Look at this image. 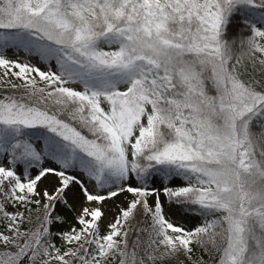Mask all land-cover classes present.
Segmentation results:
<instances>
[{"label":"snow or ice","instance_id":"snow-or-ice-1","mask_svg":"<svg viewBox=\"0 0 264 264\" xmlns=\"http://www.w3.org/2000/svg\"><path fill=\"white\" fill-rule=\"evenodd\" d=\"M0 264H264V0H0Z\"/></svg>","mask_w":264,"mask_h":264},{"label":"rangeland","instance_id":"rangeland-1","mask_svg":"<svg viewBox=\"0 0 264 264\" xmlns=\"http://www.w3.org/2000/svg\"><path fill=\"white\" fill-rule=\"evenodd\" d=\"M10 55H11V53H10ZM45 183H47V181H45ZM117 203H119V202L117 201ZM109 207L110 208L112 207L111 203H109ZM62 214L70 215V213H68L67 210H64V212ZM185 223L191 225L192 223H194V221H185Z\"/></svg>","mask_w":264,"mask_h":264}]
</instances>
